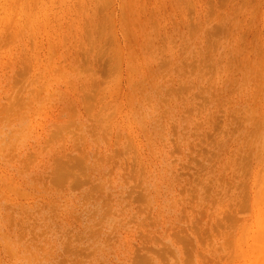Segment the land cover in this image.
Returning a JSON list of instances; mask_svg holds the SVG:
<instances>
[{
  "label": "rangeland",
  "instance_id": "1",
  "mask_svg": "<svg viewBox=\"0 0 264 264\" xmlns=\"http://www.w3.org/2000/svg\"><path fill=\"white\" fill-rule=\"evenodd\" d=\"M0 264H264V0H0Z\"/></svg>",
  "mask_w": 264,
  "mask_h": 264
}]
</instances>
